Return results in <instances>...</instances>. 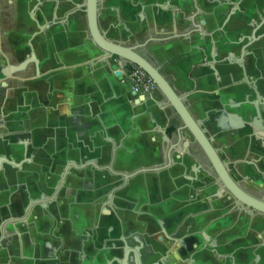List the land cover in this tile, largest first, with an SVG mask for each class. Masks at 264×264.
<instances>
[{
  "label": "crops",
  "instance_id": "crops-1",
  "mask_svg": "<svg viewBox=\"0 0 264 264\" xmlns=\"http://www.w3.org/2000/svg\"><path fill=\"white\" fill-rule=\"evenodd\" d=\"M19 1L23 41L35 29L28 16L35 4L42 3L39 20L55 24L33 41L42 59L39 74L29 65L19 83L6 82L9 92L0 97V155L20 163L19 171L5 163L0 172V264H105L111 257L121 259L112 249L121 239L139 249L142 264H264V214L237 209L227 193L211 198L214 186L207 188L205 175L192 178L195 159L183 153L191 137L186 130L177 136L170 121L180 120L172 108L153 107L143 114V103L136 101L142 96L115 74L120 66L92 61L85 49L90 48L87 18L79 9L85 0ZM170 1L102 0L98 22L112 39L146 42L139 52L173 86H190V76H206L197 81L194 115L206 111L215 145L235 162L243 186L259 196L264 136L237 123L227 108L213 111V86L207 83L215 65L214 71L197 69L200 42L175 37L176 22L172 31L168 25L176 16ZM225 95V102L233 98ZM147 97L162 98L157 91ZM170 146L187 163L186 171L154 169L164 163ZM64 165L70 171L55 193ZM180 171L191 188L177 178ZM118 182L124 183L123 197L118 190L114 196L118 211L102 207L105 201L113 205L107 192ZM138 218L145 226L136 223Z\"/></svg>",
  "mask_w": 264,
  "mask_h": 264
},
{
  "label": "water",
  "instance_id": "water-1",
  "mask_svg": "<svg viewBox=\"0 0 264 264\" xmlns=\"http://www.w3.org/2000/svg\"><path fill=\"white\" fill-rule=\"evenodd\" d=\"M98 0H86L85 3V11L87 16V24L89 29V35L90 38L88 40L89 47H85L86 51L89 53L90 58L93 59L92 61L95 62V60L98 63L106 64L107 61L113 62V58L116 57L118 59V65L122 68L129 66L131 64L136 65L140 67L142 70L146 72V74L153 80L155 84L154 90L160 93L162 96V99L158 100L153 97H147V95H142L141 99H136L137 103H143V114H150L151 108L157 107V108H166L171 107L172 110L175 112V114L178 116L180 123L174 124L175 131L178 137H181V131L186 130L191 139H188L185 141L184 145L189 144L190 141L196 142L201 151L204 153L206 158L209 161L210 167L208 169L204 168V173L211 177L212 171L216 175L217 179V189L215 193H211L210 197H217L221 196L224 192L229 194L233 197L235 201L238 203V208L243 209L247 211L248 213H262L264 214V199L257 198L255 196H252L251 194L245 192L231 177L229 174V162L227 160H223L219 157L217 153V149L212 145L211 138L209 135H207V129L204 127L205 123L208 121V117L206 114L205 116L201 117H195L194 116V107L192 106V100H194V97H198L200 92L196 91L198 86L197 81L203 80L206 78L204 77H197L196 79L193 77H189L192 85L186 86L182 83H179L177 86H173L167 78L163 76L158 66L153 64L149 59H147L144 55H142L139 52V48L145 45L146 42L140 43V44H132L127 45L124 44L118 40L112 39L108 37L105 32L101 31L98 27ZM181 6L178 5L176 8L181 9ZM188 10H195L196 6L194 2H192L191 5L187 4L186 7ZM179 11V10H178ZM32 23H34L35 28L37 30H34L33 33L29 35V39L27 41V47H28V54L24 58V60L19 63L18 65H10L9 67H6L3 69L2 76H7L9 73H14L17 71H20L22 69H25L28 65H33L34 71L36 72V75L39 74L41 69V62L42 59H38L36 55V50L33 46L34 37L37 35L46 36L47 31L52 28L53 23L51 21H42L41 23L30 18ZM183 21L187 24L188 30L191 33V37H198L199 31H200V25L198 24V19L195 17V15L191 17H186L183 19ZM210 45L207 47L209 49V53H206L207 48L196 50L197 52V62L196 67L197 69L207 67L214 71V65L215 63H230V59L228 57V52L222 50V48H216L214 45V41L211 39L209 41ZM220 51H223L220 55ZM97 56V57H96ZM209 57V59H207ZM115 74L117 76L121 75V70H116ZM244 75V72L242 73V76ZM49 76V75H48ZM211 83H207L209 86H213V76H211ZM262 82L256 83L255 81L246 83V90L244 88V92H246L247 97L244 96V102L236 105L234 109L236 110V113L234 114V117L237 119V121H241L243 119V123L245 125H248L252 131L254 132L255 136H264V78L262 77ZM244 81H241V83ZM2 85L4 82L1 83ZM205 84V82L203 83ZM198 86V87H197ZM205 90H207L208 87H205ZM243 87V86H241ZM141 96V95H140ZM221 106V105H220ZM163 134L166 139H169L166 136L165 131L163 130ZM183 136V135H182ZM173 146H170L166 153L164 158V163L161 165H157L154 169L156 171H161L162 169H166L167 165L168 168L173 167V165L176 164V162H179L180 157H175L173 155L174 150L172 149ZM14 152L20 157L22 156V153L19 152V150H14ZM24 153V152H23ZM191 154V153H190ZM189 156V152H188ZM193 155L189 156L192 157ZM8 162L6 160V157L3 155H0V172L3 169V166L5 163H8L9 165H12L16 170H20V163L12 164L13 157L9 155ZM27 160V159H25ZM24 160V161H25ZM66 164V163H65ZM178 164V163H177ZM184 162L181 160V168L185 170ZM70 171V167L67 165H64L61 167L60 172V181L57 182L53 188L56 193V191L59 190L60 186L63 185V181L65 180V177L68 175ZM190 180V179H189ZM210 188V187H208ZM111 191V192H110ZM115 188H110L108 190V197L110 196L109 201L111 200V203H118V200L114 198ZM106 193V194H107ZM105 194V197H106ZM117 196V195H116ZM119 196L123 197L121 194ZM120 199V198H119ZM121 200V199H120ZM96 202V201H95ZM121 205H124L120 202ZM110 207L111 209H115L113 205L108 204L106 201L102 203V207ZM180 211H178L179 213ZM178 216L177 219L178 220ZM174 220V221H175ZM175 225L179 224L178 222H174ZM164 234V231H162ZM4 234L2 231V224L0 227V242L3 240ZM122 245H115L112 249L115 253L121 254V259H118V257H111L110 260L106 261L105 264H131L133 261H135V264H142L139 260L140 254L139 249L132 248V246H129L125 243L123 239H121ZM141 248V247H140ZM134 253V256H133ZM135 257V258H134ZM134 258V260H133ZM155 264H162V262H158Z\"/></svg>",
  "mask_w": 264,
  "mask_h": 264
},
{
  "label": "flooded vegetation",
  "instance_id": "flooded-vegetation-1",
  "mask_svg": "<svg viewBox=\"0 0 264 264\" xmlns=\"http://www.w3.org/2000/svg\"><path fill=\"white\" fill-rule=\"evenodd\" d=\"M101 1L102 0H98L97 6L99 11L101 8ZM170 2H173L175 4L173 5V7L171 6V8H173L176 16H173V18L170 17L168 25L170 30L172 31L174 29V22H176L175 37H179L185 41H190L191 33L189 32V28L183 21V19L195 15V17L198 19V24L201 27L197 37L198 41L200 42L199 48L204 49L205 47H209V41L212 39L216 48L220 47L222 48V50L226 51V53L228 52L230 63H215V73L213 76V96L215 98V108L213 111L220 114L221 112L224 113L225 108H227L233 113L234 116V114L236 113L234 107H236L237 104H240L241 106V103L244 102L243 100L245 99L244 96L247 97L246 92H244L246 90V83L248 84L249 82L251 83L255 81L256 83L259 82L260 84V82H262V77L264 78V0H171ZM192 2H194L196 8L195 10L191 11L186 7L187 4L191 5ZM85 3L83 6L79 7V9L83 13H85L86 16ZM178 5L181 6V9H178L179 11L176 9ZM19 7V0H0V97L5 95V92H9V90H7L6 88V82L9 79H15L19 83V81L21 80L20 77H24V72L29 66L28 65L25 69H22L20 71L9 73V75L5 77L1 75L3 73V69H5L6 67H9L10 65H18L19 63H21L27 56L25 55L27 53L26 50L29 51L27 42L23 41V37L21 35L24 31V22L21 19ZM72 14H75V12H67V15L69 16ZM39 15L40 17L41 15H43L42 3H37V5L35 4L28 16L29 18H32L41 23L42 21L39 20ZM49 21H51L53 25L55 24L53 19H50ZM98 27L101 31L105 32L100 27L99 22ZM34 30L37 29L35 28ZM40 36L41 35H37L34 38L37 39ZM10 49L13 51L12 59L14 61L12 60V62H10L8 58V56L10 55ZM222 52L223 51L219 52L220 55L222 54ZM31 66L33 67V65ZM243 72L244 75L242 76ZM33 75H36L34 67ZM241 81L244 82L241 83ZM2 82H4L3 85L1 84ZM154 91L155 90H153L152 92ZM225 94H232L233 98L228 102H225ZM203 112H205L204 114H206V111ZM204 114L203 116H205ZM170 122L174 126V120H171ZM243 122V119L242 122L237 121V123H239L241 126L245 125V123ZM206 123L204 127L207 129V135H209V137L211 138V143L217 149L219 157L229 162V174L231 175V177L245 192L257 198L264 199V189H261L258 192L263 194L256 196L243 186L244 179L241 173L239 174L235 170V162L230 160L226 156L221 147L215 145L216 140L213 139L210 135L211 131H209L210 129L207 128ZM187 145V148L183 151L184 155L186 154V156H188L189 152V156L193 155L191 159H195L194 161L196 162L193 166V171H195L196 173L195 176L192 177L193 180H197L199 178V176L197 175L198 173L204 174L205 179L208 181L207 188L214 186V189L211 193H215L217 189L216 187L218 185V183L216 182L217 179L215 173L212 171L211 177L207 176L204 173V168L208 169V167H210L208 159L201 151L199 145L196 142L190 141V143ZM181 160L182 162L184 161L183 158L180 159L179 162H176V164L173 165L172 169H176L178 171V168H181ZM168 166L170 165H167V167ZM183 166L186 167V171L188 167L187 163L184 162ZM183 171L179 172L181 173L180 175H178L179 173L177 174V178L179 177L183 180V184L186 188H191L185 183V174L183 173ZM66 178L67 176L65 177V180ZM188 181H191V179ZM123 186L124 183L122 182H118L112 185L111 188H115V191H113V193H117L118 190L121 191L120 194L122 195L124 193V190H121L123 189ZM230 197L237 209H240L238 208V202L235 201L232 196ZM120 199L122 202H126L122 198ZM114 205L115 202L113 203V207L115 209H112V211H118L116 209V205ZM136 223L141 224V226H145V223L141 222L139 218L137 219ZM163 239H165V236L161 231V240Z\"/></svg>",
  "mask_w": 264,
  "mask_h": 264
},
{
  "label": "built area",
  "instance_id": "built-area-1",
  "mask_svg": "<svg viewBox=\"0 0 264 264\" xmlns=\"http://www.w3.org/2000/svg\"><path fill=\"white\" fill-rule=\"evenodd\" d=\"M112 61L115 64L118 63L116 57H114ZM118 70H121V81L123 83H128L134 94L142 96L154 90L155 84L153 80L140 67L131 64L125 68L118 67Z\"/></svg>",
  "mask_w": 264,
  "mask_h": 264
}]
</instances>
